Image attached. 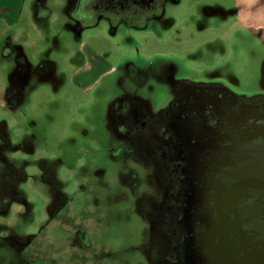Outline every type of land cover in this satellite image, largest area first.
<instances>
[{
  "label": "rangeland",
  "instance_id": "obj_1",
  "mask_svg": "<svg viewBox=\"0 0 264 264\" xmlns=\"http://www.w3.org/2000/svg\"><path fill=\"white\" fill-rule=\"evenodd\" d=\"M65 4L47 0L42 32L5 45L0 264H154L108 107L130 96L155 113L182 79L263 98L264 0H180L166 19L113 33L102 22L89 27L90 16L80 35ZM96 57L115 68L130 62L133 72L106 73ZM33 241L42 253L31 258Z\"/></svg>",
  "mask_w": 264,
  "mask_h": 264
},
{
  "label": "flooded vegetation",
  "instance_id": "obj_2",
  "mask_svg": "<svg viewBox=\"0 0 264 264\" xmlns=\"http://www.w3.org/2000/svg\"><path fill=\"white\" fill-rule=\"evenodd\" d=\"M179 1L66 0L64 16L74 35L90 16L89 27L102 22L113 33L166 19ZM98 61L106 73L133 72L127 61L116 68ZM108 121L154 264H264V97L182 79L157 112L127 96L110 103ZM34 244L25 249L31 258L42 253Z\"/></svg>",
  "mask_w": 264,
  "mask_h": 264
},
{
  "label": "crops",
  "instance_id": "obj_3",
  "mask_svg": "<svg viewBox=\"0 0 264 264\" xmlns=\"http://www.w3.org/2000/svg\"><path fill=\"white\" fill-rule=\"evenodd\" d=\"M60 6L58 4V7ZM46 7L47 0H0V71L3 69L1 65L3 56L9 53L5 45L18 42L19 37L29 29L42 32L44 27H39V23L43 25V22L50 18H46ZM37 11H39L38 16ZM60 12L63 14V6ZM28 34L27 32V36ZM21 63H23L22 58ZM1 91L3 92V89Z\"/></svg>",
  "mask_w": 264,
  "mask_h": 264
},
{
  "label": "trees",
  "instance_id": "obj_4",
  "mask_svg": "<svg viewBox=\"0 0 264 264\" xmlns=\"http://www.w3.org/2000/svg\"><path fill=\"white\" fill-rule=\"evenodd\" d=\"M38 8H40V6H39ZM38 13H39V11H37V13H36V14H37V16H38ZM19 61H21V59H20V58H19Z\"/></svg>",
  "mask_w": 264,
  "mask_h": 264
}]
</instances>
